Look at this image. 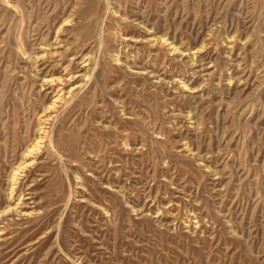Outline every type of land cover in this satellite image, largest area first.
Returning <instances> with one entry per match:
<instances>
[{
	"label": "rangeland",
	"instance_id": "obj_1",
	"mask_svg": "<svg viewBox=\"0 0 264 264\" xmlns=\"http://www.w3.org/2000/svg\"><path fill=\"white\" fill-rule=\"evenodd\" d=\"M0 264H264V0H0Z\"/></svg>",
	"mask_w": 264,
	"mask_h": 264
},
{
	"label": "bare ground",
	"instance_id": "obj_2",
	"mask_svg": "<svg viewBox=\"0 0 264 264\" xmlns=\"http://www.w3.org/2000/svg\"><path fill=\"white\" fill-rule=\"evenodd\" d=\"M84 61H85V60H84ZM86 65H87V64H86ZM71 78H72V77H71ZM44 81H46V80H44ZM75 89H76V88H73V90H70V91H74ZM70 93H71V92H70ZM61 95H62V94H61ZM59 97H60V96H59ZM41 137H42V136H41ZM41 142H42V141H41ZM33 149H34V147H32V150H33ZM32 150H29V152H32ZM29 157H30V156H29ZM29 157H28V158H29ZM15 175H16V174H15ZM13 179H14V178H13ZM6 213H7V212H6ZM6 213H5V214H6ZM22 214H23V213L20 211V212H19V215H22ZM23 215H24V214H23Z\"/></svg>",
	"mask_w": 264,
	"mask_h": 264
}]
</instances>
